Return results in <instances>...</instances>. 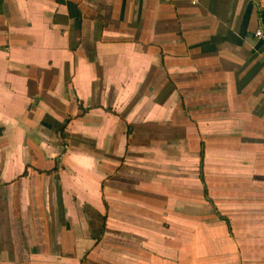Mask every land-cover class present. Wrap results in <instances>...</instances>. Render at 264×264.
Segmentation results:
<instances>
[{
  "label": "crops",
  "instance_id": "0c3cea01",
  "mask_svg": "<svg viewBox=\"0 0 264 264\" xmlns=\"http://www.w3.org/2000/svg\"><path fill=\"white\" fill-rule=\"evenodd\" d=\"M264 0H0V264H264Z\"/></svg>",
  "mask_w": 264,
  "mask_h": 264
},
{
  "label": "built area",
  "instance_id": "2783aa9c",
  "mask_svg": "<svg viewBox=\"0 0 264 264\" xmlns=\"http://www.w3.org/2000/svg\"><path fill=\"white\" fill-rule=\"evenodd\" d=\"M256 35H258L259 37H261L262 39H264V32L259 29L257 32H256Z\"/></svg>",
  "mask_w": 264,
  "mask_h": 264
}]
</instances>
